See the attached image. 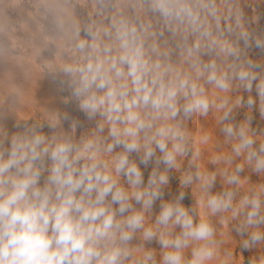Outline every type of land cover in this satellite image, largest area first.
<instances>
[{"label":"clouds","instance_id":"1","mask_svg":"<svg viewBox=\"0 0 264 264\" xmlns=\"http://www.w3.org/2000/svg\"><path fill=\"white\" fill-rule=\"evenodd\" d=\"M90 2L84 17L77 0L36 5L46 22L34 36L36 54L54 49L49 74L95 126L77 136L80 121L57 114L48 124L51 134L43 125L11 135L0 130V264H128L137 233L160 244L159 264H206L216 255L214 227L182 204L183 190L164 201V189L190 152L184 120L213 107L224 110L221 122L229 120V99L217 103L218 93L242 89L249 93L247 107L258 101L264 119V68L248 55L252 47L264 51V37L249 30L240 0ZM244 103L238 96L236 105ZM251 121L249 115L221 130L235 141V156L245 155L259 174L264 142L255 146ZM199 156L197 150L190 167ZM223 159L232 163L231 156ZM149 164L154 166L145 178ZM243 170V164L231 174L225 170L226 183L239 185ZM215 181V172L197 166L182 175L180 187L198 183L206 196L201 204L213 215L230 209L233 218L242 214L238 234L252 229L245 250L264 241V185L234 205L233 191L211 193ZM157 201L159 212L149 223ZM132 264H157L154 250ZM248 264H264V255Z\"/></svg>","mask_w":264,"mask_h":264},{"label":"rangeland","instance_id":"2","mask_svg":"<svg viewBox=\"0 0 264 264\" xmlns=\"http://www.w3.org/2000/svg\"><path fill=\"white\" fill-rule=\"evenodd\" d=\"M38 0H0V130L9 135L22 131L25 126L43 125V131L51 134L48 127L50 118L53 115L67 114L71 119L80 121L76 135L87 132L95 126L94 121H88L78 110L74 101L68 99L69 92L62 90L58 79L54 80L49 74L46 62L54 61V49H44L39 55L36 54L38 41L34 40L40 24H46L36 13ZM240 5L245 13L247 26L256 36L264 37V0H240ZM76 10L81 17L87 15L91 10L90 0H77ZM248 55L255 62L260 63L264 68V51L252 47ZM207 59V57H205ZM261 69H258L260 71ZM211 95V91H210ZM227 95L229 106L233 111L227 121H220L224 110L215 107L210 109L208 115L200 116L193 114L184 120V128L188 134L189 155L180 158V167L173 169L169 175L170 184L164 189V201L174 200L179 192L186 193L182 204L190 208L193 215L199 219L205 217L215 229L216 255L206 264H248L249 260H259L264 255V241L259 242L249 250L243 248V241L249 238L252 229L238 234L237 228L242 223L244 216L232 217L231 209L227 212L211 214L207 207L202 206L201 199H206L199 184L193 183L187 188L181 189L180 178L188 171L195 172L197 166L202 172H215L216 181L211 189L212 194L231 190L235 193L234 205L244 195H251L264 185V173H255L252 166L245 162V155L239 157L232 152V139H226L222 132L224 124L233 123L240 125L245 123L251 115L252 121L249 126V134L256 140V147L264 142V119L259 113V106L249 109L246 100L249 93L242 89L233 90L230 93H218L219 98ZM243 95L245 103L242 106L236 105L238 96ZM253 97H256L255 83ZM69 123L64 122L63 128L69 130ZM207 138V139H205ZM199 150L200 156L190 167L189 161L192 155ZM119 151V149H117ZM159 155V153H157ZM221 157L219 163H213L215 157ZM231 156L232 163H225L223 157ZM136 158V154L132 155ZM237 164H243L244 170L239 173L240 184L229 185L225 180V170L231 174ZM154 164H149L145 170V178L148 171ZM143 168V165H141ZM163 170V165H161ZM264 200V194H262ZM160 201L156 202L152 213H148L149 223L155 220L159 212ZM140 208V205H135ZM264 230V225L260 226ZM179 227L173 229V233H179ZM143 246L140 248V246ZM133 248V260L141 259L144 251L154 250L157 264H159L162 252L160 244L153 240L150 243L143 241L141 233L131 242ZM140 248L139 251L136 249ZM186 259L190 258V248L185 250Z\"/></svg>","mask_w":264,"mask_h":264}]
</instances>
